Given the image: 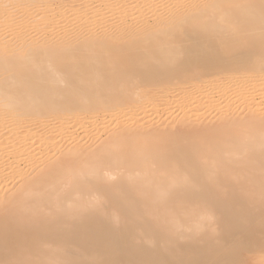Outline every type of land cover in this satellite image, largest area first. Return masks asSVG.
Wrapping results in <instances>:
<instances>
[{
  "label": "bare ground",
  "instance_id": "6f19581e",
  "mask_svg": "<svg viewBox=\"0 0 264 264\" xmlns=\"http://www.w3.org/2000/svg\"><path fill=\"white\" fill-rule=\"evenodd\" d=\"M183 48L213 52L116 81L107 100L60 101L69 62L100 83L112 57L167 64ZM117 142L121 166L103 167ZM186 178L223 192L201 207L179 195ZM241 234L243 251L221 255ZM38 240L111 264H264V0H0V264Z\"/></svg>",
  "mask_w": 264,
  "mask_h": 264
},
{
  "label": "snow or ice",
  "instance_id": "6c2138e0",
  "mask_svg": "<svg viewBox=\"0 0 264 264\" xmlns=\"http://www.w3.org/2000/svg\"><path fill=\"white\" fill-rule=\"evenodd\" d=\"M212 52L213 51L206 48H183L179 53V57L167 64L138 57L134 64L130 65L127 62H121L118 58L112 57V70L100 83H85L79 80L76 76V67L74 63L69 62L66 65L65 77L59 92L60 101L66 104L84 102L92 104L94 102H100L101 100H107L114 94L115 89L113 88V83L116 81L123 82L129 87H133L136 86L138 72L151 68L167 70L174 67L176 64L185 62L190 56H206ZM218 52L230 56L237 52V50L231 46H222ZM185 147V142L177 137L167 142L165 155L169 159L177 158L184 151ZM122 151L123 146L117 142L110 145L104 153L97 157V159L101 162L103 167L118 169L122 163ZM70 163V160L53 162L52 169L55 173H64L68 170ZM79 178L87 181L90 177L87 173H84ZM106 179L114 180L115 177L106 175ZM45 182V180H41V191L35 193L39 198H43L45 195V190L42 187ZM185 184V191L179 195L187 201H197L201 207L205 208L223 192L222 186H217L214 190L209 191L195 178H186ZM130 210H136L134 203H130ZM43 215L48 217L50 213L46 212ZM244 243L245 237L241 234L235 237L228 245L218 246L219 252L224 256L242 252ZM9 264H111V262L97 258L96 255L87 249L73 251L66 244L53 245L45 240H38L35 245L22 249L16 258L9 261ZM179 264H193V262L181 261ZM195 264H242V261L225 258L212 261H198L195 262Z\"/></svg>",
  "mask_w": 264,
  "mask_h": 264
},
{
  "label": "rangeland",
  "instance_id": "374dc122",
  "mask_svg": "<svg viewBox=\"0 0 264 264\" xmlns=\"http://www.w3.org/2000/svg\"><path fill=\"white\" fill-rule=\"evenodd\" d=\"M75 13L76 12L73 11V9L69 10V12H68V15H69L68 16V20H69V22L66 24L67 25L66 29H73V28H75L78 25L79 20L73 18V17H75ZM238 109H239V107H237L236 110H234L235 111L234 113H240V110H238ZM162 115H163V113H162ZM161 116L158 117V118L149 117V118H147L145 120H142L141 122H138V123L140 125V124H144V123L146 124V122L150 121L154 125H157V124L161 125L160 123H162L163 119H164V117H161Z\"/></svg>",
  "mask_w": 264,
  "mask_h": 264
}]
</instances>
